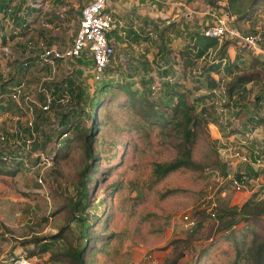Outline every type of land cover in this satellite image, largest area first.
<instances>
[{
    "label": "rangeland",
    "instance_id": "1",
    "mask_svg": "<svg viewBox=\"0 0 264 264\" xmlns=\"http://www.w3.org/2000/svg\"><path fill=\"white\" fill-rule=\"evenodd\" d=\"M89 1L28 0L26 14L22 11V15L35 25L28 35L9 43L11 52L8 56L0 51V86L14 73L16 78L12 86L22 81L17 58L20 56V59L32 60L33 63L41 58L42 40L61 49L72 47L79 32L82 10ZM173 1L183 3L178 5V9H183L180 16L201 6L205 10L209 4V0ZM214 1L216 4L224 0ZM118 4L109 10L118 11ZM34 8L39 10L34 11ZM117 13H114L116 18L120 16ZM176 19L172 16L162 22ZM207 19V16L201 19L203 26ZM236 25L245 35L260 34L264 39V6L257 13L255 22H237ZM183 33L179 29L165 40L147 42L148 36L141 31L132 37L133 45L117 47V54L123 53L126 57L125 53H137L144 60L142 64L152 68L150 72H160L158 66L162 55L154 49H160L162 43L169 42L170 50L177 51L183 45L184 38L180 39ZM237 51L245 60L250 58L247 54L253 55L252 52L244 54L236 46L229 51L230 60L235 58ZM154 54L156 59L150 61L149 56L153 58ZM84 57L88 59L86 55ZM124 57L117 56L115 65L122 61L128 71L130 66L140 67L132 82L138 83L135 87L140 92L145 91L142 78H147V70L142 64L134 63L136 61L130 64ZM211 59L212 56H207L199 66ZM83 65L82 60H65L60 64L54 81L47 82L43 81L49 76L47 66L35 63L26 70V91L37 96L39 101L43 100L39 93L41 88L46 87L53 94L55 86L65 79L76 80L73 98L62 102L57 93L50 114L36 110L35 125L40 140L30 149L24 145L26 114L7 98L0 106L3 110L0 132L7 135L9 142L20 141L17 144L0 142V153L10 156L8 162L0 163L4 168L0 172V264L19 254L31 257L34 264H77L69 251L81 240L83 245L88 242L80 238V228L75 223L84 170L92 159L85 148V137H76L73 132V137L70 134L68 139L70 144L69 141L66 143L53 167L43 164L33 168L43 160V150L45 157L52 153L51 146L56 139L55 130L59 127L61 114L74 109L78 113H70V118H78L82 130L91 125L92 119L88 116L92 107L88 99L101 81L94 82L91 75L82 69ZM194 68V73L198 74L200 68H190L192 72ZM177 70L178 65L172 70L169 67L175 76ZM118 71L114 74L107 72L104 78L131 81L122 66ZM194 73L183 80L193 88L198 80ZM258 90L259 86L253 84L248 87V94L233 99L227 98L224 91L220 93L218 128L212 123L201 127L193 150L194 160L203 168H183L159 179L154 173L155 164L171 161L177 156L180 135L170 127L143 122V110L128 101V95L118 91L108 93L105 104L97 111V129L93 136L94 169L88 173L89 196L85 199L84 214L91 217L93 231L92 240L87 245L91 249L87 256L91 264H172L175 259H178L177 264H196L201 256L200 264H249L248 251L257 249L255 243L261 241L264 234V215L250 222L241 221L225 233L218 231V217L213 215V211L217 206L239 208L249 199L259 201L264 198V159L255 160V144L260 142L255 139L264 134V124L253 129L248 137L242 127L256 112L253 94ZM81 91L86 94L84 102L88 108L84 115L78 104L83 101L78 97ZM155 93L158 98L162 96ZM199 94L202 93L195 92L194 98ZM153 100L157 101L156 98ZM210 102L206 101L208 106L212 105ZM256 116L257 119L264 118V109L258 110ZM251 139L254 142L250 144ZM238 173L242 179L237 178ZM254 173L259 174L255 176ZM235 180L240 184H235ZM234 214L237 216L238 211ZM215 239L216 243L210 246ZM149 254L157 259L156 263L148 258Z\"/></svg>",
    "mask_w": 264,
    "mask_h": 264
},
{
    "label": "trees",
    "instance_id": "2",
    "mask_svg": "<svg viewBox=\"0 0 264 264\" xmlns=\"http://www.w3.org/2000/svg\"><path fill=\"white\" fill-rule=\"evenodd\" d=\"M224 1L227 2L224 7L232 15H237L238 20H253V17L255 15L253 12L254 10H248V6L255 7L264 2V0H252V2L250 3H247V1L244 2L243 0ZM24 2L25 0H0V14H2V17L0 18V46L6 45L17 38L18 34L13 33V29L10 30V33L7 35L2 34L1 30L7 31V19L12 20L14 28H18V26H21V24L26 21V19L23 18L20 14L24 7ZM215 2L216 1L214 0H209V4L211 3L210 5L212 6H217L219 4L218 2L214 4ZM34 10L36 11L37 8H35ZM117 31L118 29L113 30L112 35H114ZM25 34H27V31H24L21 35L23 36ZM232 44L233 43L231 41L227 40L220 46L219 38L207 37L205 36L203 31L194 34L190 40V43L175 55V58L179 57V59L183 62L184 71L181 76L182 78L172 75L169 69L164 70L162 74L160 73V76L162 77H167L170 75L175 77V79H167L163 82L161 81L160 91L158 92L162 95L160 98H158L159 96L155 95L156 93L152 88L154 80L152 72H150L151 69H149L146 64L143 65L142 63H140V66L142 64V66L147 70V78H142V84L146 88L145 91L140 92L139 88L135 87L138 83L136 84L135 82H132L134 79H136L137 69H139L140 67L136 68L130 66V71H128V69L124 67L122 61H120V63H117L116 66V60L113 59L112 65L108 66L107 68V72L110 74L117 73L119 72V68H121L122 66L123 70L126 71V75L131 81L125 82L124 80H111L115 78H103L101 82L98 83L99 85L94 88L93 93H91L88 99L92 107V112L88 116L92 119L91 125L86 126V129L82 130V126L79 124L78 118H70V113L74 114L75 112L74 109L60 115V124L57 130H55L56 139L53 141V144L51 146V149H53V151H51L52 153H48V157L51 158L54 163H56L59 158L60 152L64 149L66 143L69 141L70 144L71 140L68 139H70V134L72 135L71 137H73V132L76 137H80L82 135L85 137V148L88 150L89 156L92 157L91 162L88 163L84 170L83 177L85 179L82 183L83 188L80 192V198L76 203L78 213L75 216V223L77 224V227L80 228L81 239H85L88 242L92 240L93 231L91 230V217L84 214L85 199H87L89 196L88 173L91 168L94 169L93 136L97 129V111L105 104V97H107L108 93L111 91H118L124 93V95H128L130 97L128 101L132 102L136 107H139L143 110L141 113V120L143 122L152 124L153 126L157 125L160 127H170L180 135L181 140H179L177 145V156L171 161L155 164L154 173L157 179L163 178L169 173L178 171L183 168H203L194 160L193 150L200 136L201 127H204L206 125L208 126L211 123L215 125L219 124V117L217 114V90L221 87L222 81L220 79H216L214 74L222 75L224 72L222 78L226 79L224 87L225 92L231 99L237 93L244 91V88L249 83L253 81H264V60L254 58L251 60L249 65L241 63L239 59H236L233 62H228V49ZM209 55L212 56V59L209 62H205L200 67L197 84L194 85V88L187 86V84L183 82V80L188 79L190 77L189 75H191L192 73L191 71L188 74L187 68L195 67V64L204 60ZM127 61L129 62V60ZM32 65L33 63L29 61V65L26 66V68L20 66V68L18 69V74H21L22 76ZM172 68L173 66L170 67V70H172ZM13 76L10 77L8 81H4L0 86V106L3 105L6 98L9 99L8 95L11 92L10 86L13 85L12 82L15 81L16 78L15 76ZM74 81L67 78L62 83L57 84L55 86L53 95L55 96L58 93V96L63 98L65 94H68L70 96V99L73 98V92L76 87ZM195 92H201L202 94H199L200 96L194 98L193 95L195 94ZM148 94L150 96H148ZM263 94L264 90L263 93L257 96V104L262 100L264 101ZM78 97L79 99L83 100L78 104L81 114L84 115L88 111V108L85 106L86 102H84V97H86L85 92L81 91V94L78 93ZM153 98H156L157 101H154ZM206 101H211L210 103L212 105L208 106ZM1 107L0 116L2 115L3 111ZM75 113H78V111H76ZM263 124L264 118H250L247 123L249 127L247 129L244 128V131L246 135L250 134L253 129L258 128ZM249 142L251 144L254 142V140L252 142L251 139L249 140ZM255 147L257 150V155L254 154L255 160L257 158L264 159V140L262 142L256 143ZM43 152L45 151L43 150ZM0 154V163L8 162L3 159L4 154ZM3 169L4 168L0 166V172H2ZM254 174L255 176H257L259 173ZM237 178L242 179L243 176L238 173ZM79 206H81L82 209H78ZM233 209H235L234 211L236 212L238 211L237 216L236 214H234L236 212H233ZM213 215L216 218L218 217V231L227 233L229 229L235 227L241 221L250 222L253 219L256 220V218H261L264 215V198L260 199L259 201H256V199H249L242 207L239 208L217 206L215 208V211H213ZM99 216H97V218H99ZM216 241L217 239H215L214 242L210 244V246L214 245ZM88 242L83 245L81 240L80 244L72 247V249L69 251V255L72 256L77 264H91V262L88 260V252L91 251V249H89L90 247H87ZM255 244H257V249H250L247 254V257L249 258V264H264V234L261 241H256ZM202 257L203 256L196 260L197 262H199V264L203 260ZM177 263L178 259H175L172 262V264Z\"/></svg>",
    "mask_w": 264,
    "mask_h": 264
},
{
    "label": "built area",
    "instance_id": "3",
    "mask_svg": "<svg viewBox=\"0 0 264 264\" xmlns=\"http://www.w3.org/2000/svg\"><path fill=\"white\" fill-rule=\"evenodd\" d=\"M115 0H90L82 10L80 18L79 32L76 36L75 43L72 47L61 49L56 45H48L47 42L42 40L41 47L43 52L41 58L36 61L28 59L17 58L18 65L26 68L29 65V61L33 65L41 64V66H47L49 68V76L44 77L43 81H54L56 74L60 69V64L65 60L78 59L84 62L82 69L89 73L94 82L101 81L107 75L108 66L112 65V60L117 57V46L112 39V31L121 27L122 22L115 17L113 11L109 9L112 7ZM39 4L38 6H40ZM44 7V5H42ZM206 14L210 17V21L203 26V32L205 36L219 39H229L235 44L242 47H246L255 54H261L264 56V47L261 45L263 38L259 35H245L239 28L234 25L235 17L227 11L222 3L217 6L208 5ZM10 22V23H9ZM8 30L13 29V33L18 34L17 37L22 36L24 31H27L28 35L31 28L34 27L35 22L26 19L25 22L14 28L12 20L7 19ZM24 36V35H23ZM9 43L0 46V51L5 55H9L11 50ZM40 46V45H39ZM28 54V53H26ZM25 54V55H26ZM87 56L86 60L84 56ZM212 55V54H211ZM38 56V55H36ZM90 60V63H87ZM124 61V60H123ZM32 65V66H33ZM31 67V66H30ZM29 67V68H30ZM29 68L27 70H29ZM19 69V68H17ZM196 72V71H194ZM198 74L200 70H197ZM15 74V73H14ZM13 74V75H14ZM196 74V75H198ZM11 75V76H13ZM27 73L23 74L20 78H23L21 82L10 86L9 100L13 101L17 108L26 114L25 116V128L27 130L26 138H24L25 146L30 149L37 140H40L38 132L36 131V110L39 109L43 113L50 114L52 107L55 103V96L46 88L43 87L39 90L40 95L43 96V100L39 101L37 96L30 94L26 91V78ZM154 84L152 86L155 92H159L161 87V80L159 75L154 72L152 74ZM167 79H175V77H168ZM45 84V82H44ZM226 94L225 90L222 92ZM221 92V93H222ZM70 96L65 94L61 101H69ZM20 136L23 135L22 132ZM248 137V134H247ZM249 139V138H248ZM9 138L3 132H0V142L4 144H17L20 141L9 142ZM45 152L41 153L42 161L34 166L37 168L46 164L48 167H53L54 161L45 157ZM10 156L8 154L3 155V159L8 161ZM259 161L261 159H258ZM28 166V164L26 163ZM39 181L42 183L43 179L40 176ZM235 184H240L235 180ZM148 258L156 263L157 259L153 255H148ZM5 264H34L33 259L24 254H19L14 258L7 260Z\"/></svg>",
    "mask_w": 264,
    "mask_h": 264
},
{
    "label": "crops",
    "instance_id": "4",
    "mask_svg": "<svg viewBox=\"0 0 264 264\" xmlns=\"http://www.w3.org/2000/svg\"><path fill=\"white\" fill-rule=\"evenodd\" d=\"M56 1H59V0H56ZM24 3L25 4H24L22 11H24L26 14L27 7L29 5L28 0H25ZM116 3H120V4H118L119 9H118V11L116 9L112 10V11L114 13L116 11L120 14V16H117V17L122 22V25H121V27L118 28V31L115 32L114 35H112V39H113V41L117 47L122 46V45H124V47H126V46L130 47V44L133 45L131 43L132 37L136 36L137 34H141V31H143V33L148 36L149 41H147V42L157 41V40H161V39L165 40V38L167 39L168 36H173V32H176L179 29L184 31V33L181 34V36H180V39L182 37L184 38L183 45L177 51L170 50L171 48L167 45V43H169V42H167L166 44L162 43L160 49L159 48L157 50L154 49V51H160V55H162L161 56V62L158 66V69L160 72L154 70V72H156L159 75L160 80L163 82V81H166L168 77H174L171 75L167 76V77L166 76L162 77V76H160V73L162 74V72H164V70H167V69H169V67L175 66V65H178V70H177L176 74L178 77H181L182 73L184 71L183 62L179 59V57L175 58V55L177 53H179L182 49H184L190 43V40L194 34L203 31V24L201 23L202 22L201 19L204 16H207L206 10H207V6L210 4H206L205 10L201 6L198 8V10H196V9L191 10L190 9L189 12H186L185 14L183 13L182 16H180L179 12H181L180 10H183V9H178V5H183V3L178 2V1H173V0H115L113 5H112L113 9H114V6L116 5ZM219 3H222L223 5H225L227 2L221 1ZM262 6H264V2L261 3L260 5L255 6V7H258L256 9H255V7H249L250 9L248 8V10H252V11L254 10L253 12L255 15L253 17V20H248V19L247 20H238L237 15H233L235 17V21L233 22L234 25L237 28H239L236 25L237 22L238 23H240V22H243V23L255 22L257 19V13H260L262 11ZM37 10H39V9H37ZM22 11L20 12V14L23 17ZM172 16L175 18L177 17L176 21L162 22V20H164V19L167 20L168 18H170ZM1 17H2V14H0V18ZM209 21H210V17H208V19H207V22H209ZM177 22H178V24H176ZM207 22H206V24H207ZM192 25H193V27H192ZM7 31H9V30L7 29ZM7 31L1 30V33L4 35H7ZM225 41L226 40L220 39V46ZM261 45L264 47V39H263ZM236 46H239V48L242 49L244 54L246 52H252L251 50H249L246 47H242L238 44L233 43L228 49V54H229L228 62H233L234 60L239 59V61L241 63H245L246 65H249L251 60L254 58L264 60L263 55L255 54L253 52H252L253 55L246 53L247 56H250V58L248 60H245V58H243L241 56L240 52H238V51L236 52L235 58L233 60H230L229 51L231 48L234 49ZM130 49L131 48H128L129 51H130ZM125 54H126V57H124L123 53H121L120 55L117 54V56L119 58L124 57V60H129L130 63H133L134 61H136V62H134L136 64L137 63L140 64V63L144 62L143 59H141L139 56H137V53L132 54V52H128ZM136 58H138V60L141 62H139ZM149 59H150V61H153L154 59H156V54H154L153 58H151L149 56ZM241 60H243V61H241ZM166 63H168V64H166ZM194 66L195 67L197 66L200 68L199 63L195 64ZM192 68L193 67H191V69ZM150 69H152V68H150ZM191 69H190V67H189V69H187L188 74L191 72ZM194 70H195V68L193 69L192 73H194ZM154 72L152 71V74ZM222 75L214 74L216 79H220L222 81L221 87L217 90L218 97L220 96V93L222 92V90H225L224 87H225L226 79L222 78L223 77ZM189 76H191V75H189ZM253 84H257L259 86V90L255 94H253L254 95L253 105L255 108L254 110L256 112H254V114L251 115L252 118H256L258 110L261 111L262 109H264V101L263 100L260 101V103H258V104L256 103L257 96L259 94L263 93L264 81H253V82L249 83L244 88V91L237 93L233 98H237L238 96H243V95L248 94V87L253 85ZM228 97L229 96H227V98ZM229 99H231V98H229ZM227 111H230V109ZM247 123H248V120L244 123V125H242V127L247 129L249 127V125H247ZM214 126H216V125H214ZM255 140L262 142L264 140V134L258 136Z\"/></svg>",
    "mask_w": 264,
    "mask_h": 264
}]
</instances>
